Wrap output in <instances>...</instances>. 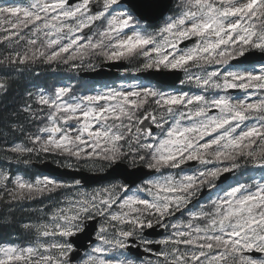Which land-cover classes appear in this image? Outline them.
<instances>
[{
    "label": "snow or ice",
    "instance_id": "obj_1",
    "mask_svg": "<svg viewBox=\"0 0 264 264\" xmlns=\"http://www.w3.org/2000/svg\"><path fill=\"white\" fill-rule=\"evenodd\" d=\"M107 63L143 82L0 114V202L40 205L0 264H264V0H0V95ZM49 155L70 181L12 169Z\"/></svg>",
    "mask_w": 264,
    "mask_h": 264
},
{
    "label": "trees",
    "instance_id": "obj_2",
    "mask_svg": "<svg viewBox=\"0 0 264 264\" xmlns=\"http://www.w3.org/2000/svg\"><path fill=\"white\" fill-rule=\"evenodd\" d=\"M64 65L51 67L47 65L33 66V71L39 73V76L33 75L32 72L25 71L23 75L19 73H12L13 83L11 90L7 95H0V114H3L5 110L11 111L17 108L21 103V97L24 95L25 90H34L35 87H46L51 89L53 86L60 85L61 83H68L79 81L81 84L86 85L89 88H93L96 85L95 80L82 78L76 73L66 71ZM83 89L77 88L76 91L80 92ZM44 160H51L55 163L65 165L64 158L61 156H45L42 159L33 158L30 165H13V171L19 170L20 174H27L29 176L43 175L44 173L39 171L35 166V163H41ZM2 166V165H0ZM23 207H15L13 210H9L3 202H0V240L5 238L13 239L14 235H23L21 231V224L26 222L29 218H34L31 213V209L38 208L40 205L35 201L22 202ZM18 232V233H16ZM19 239H16L18 241Z\"/></svg>",
    "mask_w": 264,
    "mask_h": 264
},
{
    "label": "water",
    "instance_id": "obj_3",
    "mask_svg": "<svg viewBox=\"0 0 264 264\" xmlns=\"http://www.w3.org/2000/svg\"><path fill=\"white\" fill-rule=\"evenodd\" d=\"M108 67H111L112 69L114 67L121 68L123 65L121 64H112V63H107L106 64ZM115 72H112V70L102 68L99 69L98 72H82L81 75L84 77H89V78H103V77H111L115 76ZM182 75V74H181ZM178 82V81H177ZM41 171L48 173L50 175L56 176V177H63V178H72L74 173L72 170L68 168L61 167L60 165H56L55 163L51 161H45L43 163H36L35 164ZM86 175H93L91 173L85 172ZM79 178V177H77ZM139 181H137L138 183ZM94 239V238H93Z\"/></svg>",
    "mask_w": 264,
    "mask_h": 264
},
{
    "label": "flooded vegetation",
    "instance_id": "obj_4",
    "mask_svg": "<svg viewBox=\"0 0 264 264\" xmlns=\"http://www.w3.org/2000/svg\"><path fill=\"white\" fill-rule=\"evenodd\" d=\"M125 67L131 68L132 65L126 64ZM133 76H140V75L139 74H133V73H124L123 70H120L118 72V75L115 78H109V79H105L102 81L113 82L115 80H120L119 82L123 83V84H134V83H142L143 82V80L133 79L132 78ZM176 86L179 87V84H177ZM185 90H187V89H185ZM233 94H237V93L234 92Z\"/></svg>",
    "mask_w": 264,
    "mask_h": 264
},
{
    "label": "bare ground",
    "instance_id": "obj_5",
    "mask_svg": "<svg viewBox=\"0 0 264 264\" xmlns=\"http://www.w3.org/2000/svg\"><path fill=\"white\" fill-rule=\"evenodd\" d=\"M17 242H19V240Z\"/></svg>",
    "mask_w": 264,
    "mask_h": 264
}]
</instances>
